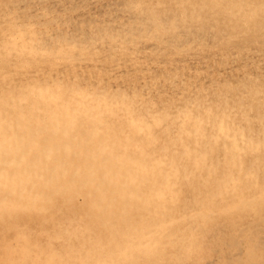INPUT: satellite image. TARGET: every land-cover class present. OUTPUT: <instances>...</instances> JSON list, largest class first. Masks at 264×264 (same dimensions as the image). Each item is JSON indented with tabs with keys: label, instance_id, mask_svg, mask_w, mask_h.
Instances as JSON below:
<instances>
[{
	"label": "bare ground",
	"instance_id": "6f19581e",
	"mask_svg": "<svg viewBox=\"0 0 264 264\" xmlns=\"http://www.w3.org/2000/svg\"><path fill=\"white\" fill-rule=\"evenodd\" d=\"M103 1L93 81L0 85V264H264V0Z\"/></svg>",
	"mask_w": 264,
	"mask_h": 264
},
{
	"label": "rangeland",
	"instance_id": "374dc122",
	"mask_svg": "<svg viewBox=\"0 0 264 264\" xmlns=\"http://www.w3.org/2000/svg\"><path fill=\"white\" fill-rule=\"evenodd\" d=\"M95 1L96 0H12L13 4L7 5L10 8L6 10L1 9V17H3L0 22L1 34L10 33L8 35H14L11 39L9 37L6 38V40L2 39L4 38L2 35L0 37V59L4 58L5 61L8 62V66L0 68L1 87L14 88L23 79L30 80L33 83H39L42 82L43 78L46 85H51L56 83L55 81H62L70 77H77L78 79L84 78L85 80L93 81L96 74L92 63L85 60L84 57L74 54L71 49L75 47L78 48L81 45H87V49H89L91 53L97 50L100 51L101 54H105L106 50L103 48V46H105L103 43H106V38L102 35L97 36L94 34L96 31L94 28V19L97 18L101 22L98 24V27H102L113 15L118 14L116 10L119 9L113 5L108 6L106 1H103L101 4H95ZM34 2H37L39 5L34 4ZM21 27V34L15 36L18 29ZM112 30L113 29H107L105 31H111L117 36V32ZM97 37H99L97 40L101 41H96L95 38ZM95 47H97L96 50ZM65 56L67 57L66 60H69V62L79 63L83 61L88 63V69L86 72L84 69H71L73 73L70 72L72 73L70 74L60 60V57L65 58ZM129 58L130 51L124 59H115V61H117L116 64H112L114 62L106 63L102 66L101 71L107 74L110 71L118 72L127 65L126 62ZM44 65L48 66L45 67ZM50 65L53 68H51ZM117 66L119 67L116 70L115 68ZM196 66L195 64H187L185 68L187 71H192ZM201 67H204V64H202ZM130 69L132 70V67ZM31 70L33 73H31ZM153 70L154 71H152L150 75L161 76V71L160 74L158 70ZM37 73L40 76H38ZM184 74L182 72V78L184 77L182 80H185ZM32 76H36L37 80L33 79L35 77ZM175 82H178V80ZM15 90L17 91L13 93L7 92V96H12L14 94L20 96L21 94L18 92L19 89Z\"/></svg>",
	"mask_w": 264,
	"mask_h": 264
}]
</instances>
